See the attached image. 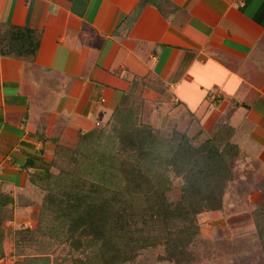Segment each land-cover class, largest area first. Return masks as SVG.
I'll list each match as a JSON object with an SVG mask.
<instances>
[{
  "label": "crops",
  "instance_id": "obj_1",
  "mask_svg": "<svg viewBox=\"0 0 264 264\" xmlns=\"http://www.w3.org/2000/svg\"><path fill=\"white\" fill-rule=\"evenodd\" d=\"M0 24L31 29L25 58L0 57L1 188L22 190L140 80L165 89L178 131L228 125L264 192V0H0Z\"/></svg>",
  "mask_w": 264,
  "mask_h": 264
},
{
  "label": "trees",
  "instance_id": "obj_2",
  "mask_svg": "<svg viewBox=\"0 0 264 264\" xmlns=\"http://www.w3.org/2000/svg\"><path fill=\"white\" fill-rule=\"evenodd\" d=\"M30 39V28L0 24V57L25 58ZM140 86L134 80L102 128L80 133L75 146L57 147L50 162L27 173L22 191L37 186L44 198L35 227L15 234L19 250L66 246L61 264H138L144 252L160 248L162 261L193 260L197 217L222 209L240 142L228 125L212 137L176 130L162 136L142 123L140 105L153 92L154 101L170 99L153 82ZM18 202L0 187V261L6 256L5 224ZM19 256L23 260L13 264H54L45 252Z\"/></svg>",
  "mask_w": 264,
  "mask_h": 264
},
{
  "label": "rangeland",
  "instance_id": "obj_3",
  "mask_svg": "<svg viewBox=\"0 0 264 264\" xmlns=\"http://www.w3.org/2000/svg\"><path fill=\"white\" fill-rule=\"evenodd\" d=\"M147 101L141 104L142 107L140 105L142 123L159 131L164 137H169L175 130L178 131V120L174 118L175 107L163 105L172 102ZM108 120L98 127L102 128ZM194 131L189 126L185 132L189 136H197L198 133ZM251 169L252 167L243 162L235 163L232 168L235 179L226 188L222 209L204 212L197 217L199 235L190 246L193 260L187 264H264V197L260 196L264 195V192L253 185L250 179ZM54 171L57 173V169ZM175 187L174 199L178 196L180 186L175 183ZM13 197L19 201L17 205H30L31 209L25 212L19 209V206H14L12 221L5 224L6 237L3 248L6 256L0 264H13L14 261L23 260L19 254L35 256L41 252L50 255L54 264H61L60 259L68 256L69 249L66 246L53 244L43 250L31 246L21 251L15 244L17 231L35 227V210L42 204L44 192L37 186L30 185L24 191L13 193ZM162 255L161 248L147 250L141 255L138 264H174L162 261Z\"/></svg>",
  "mask_w": 264,
  "mask_h": 264
}]
</instances>
